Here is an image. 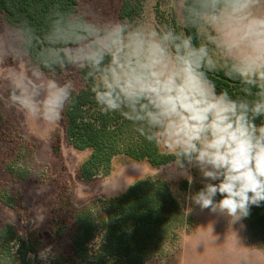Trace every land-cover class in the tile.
<instances>
[{"label":"clouds","instance_id":"clouds-1","mask_svg":"<svg viewBox=\"0 0 264 264\" xmlns=\"http://www.w3.org/2000/svg\"><path fill=\"white\" fill-rule=\"evenodd\" d=\"M189 13L194 26L214 33L215 47L231 60L225 78L247 86L243 98L217 91L206 44L194 46L167 25L68 19L53 26L42 64L87 69L101 111L119 112L149 142L167 141L172 171L190 185L191 170L200 174L203 186L188 200L236 223L264 203V0H195ZM10 51L0 36V62L15 60ZM0 79L9 106L30 119L59 121L73 101V82L46 78L42 68L17 66Z\"/></svg>","mask_w":264,"mask_h":264},{"label":"rangeland","instance_id":"rangeland-1","mask_svg":"<svg viewBox=\"0 0 264 264\" xmlns=\"http://www.w3.org/2000/svg\"><path fill=\"white\" fill-rule=\"evenodd\" d=\"M184 2L142 0L141 13L132 23L156 29L167 25L182 34ZM121 3L122 0H80L78 15L97 23L120 19ZM4 16L0 12V36L8 39L12 49L9 55L14 56L15 60L9 57L0 62V77L17 66L22 70H40L21 48L23 37L20 31L9 25ZM200 32L204 38L203 44L208 46L216 65L229 61L215 47L211 29L200 27ZM43 73L46 78L62 82L71 80L75 91L85 87L89 81L94 83L88 78L84 79L82 70L73 69L72 66L60 73ZM7 95V85L0 79V228L6 223L15 224L20 235L25 237L38 231L39 253L50 249L46 260L38 256L39 264H73L69 260L72 246L67 237L73 228V215L76 212L91 213L99 222L97 237L90 245V249L95 250L103 238L102 219L106 216L108 202L122 195L137 180L148 178L168 183L188 220L144 264H264V251L249 240L245 219L230 223L228 217L211 214L208 209L201 210L188 200L190 192L203 186L198 170H191L190 185L186 177L172 171V163L153 168L147 162H135L119 155L113 160L109 173L102 170L95 178L85 181L77 173L90 151L73 148L61 119L56 122L30 119L9 106ZM57 135L61 136L58 154L53 151ZM160 148L163 152H171L167 141L160 143ZM9 166L29 170L32 178L25 182L15 180L7 171ZM10 197H15L17 203L26 208L22 219L16 209L5 203ZM60 209L65 210L64 223L68 227L64 236L57 237L50 221ZM186 236L189 237L185 240ZM12 247L13 257L18 260L16 244L12 243Z\"/></svg>","mask_w":264,"mask_h":264},{"label":"trees","instance_id":"trees-1","mask_svg":"<svg viewBox=\"0 0 264 264\" xmlns=\"http://www.w3.org/2000/svg\"><path fill=\"white\" fill-rule=\"evenodd\" d=\"M141 1L122 0L119 18L134 21L141 13ZM194 2L185 0L183 3V33L179 30H175V33L190 36L194 46H199L203 44L204 38L200 26H194L195 22L189 13ZM79 5L80 0H0V12L5 14L9 25L20 31L23 37L21 48L32 62L47 73H60L71 65L43 67L42 64L48 59V36L53 26H59L62 21L85 18L78 15ZM230 63L231 60L216 65L215 71L209 72V76L215 81L217 91L227 89L233 98H243L241 89L247 86L239 79L231 81L224 76L225 66ZM86 72L87 69L82 70L84 79ZM92 86L93 83L89 81L85 87L74 91L73 101L65 107L61 119L73 148L90 151L77 173L80 179L89 181L102 170L109 173L113 160L119 155L135 162H147L153 168L173 162L171 152H163L160 143L145 139L137 131V126L119 112L101 111L91 92ZM260 122L257 120L258 124ZM60 149L61 136L57 135L53 151L58 154ZM7 171L21 182L32 178L30 171L20 166H9ZM17 202L15 197L5 201L9 207L17 210L22 219L26 208ZM66 205L69 208V204ZM64 214L65 210L60 209L50 221L57 237L67 232ZM92 216L84 211L73 215V228L67 237L72 246L69 260L73 264H144L188 220L168 183L150 178L137 180L122 195L108 202L106 216L102 219L103 238L95 250L90 249V245L97 237L100 224ZM245 225L249 240L264 251V203L251 208L250 215L245 218ZM39 235L38 231H34L25 237L20 235L15 224H4L0 228V264H39ZM12 243L16 244L18 260L13 257Z\"/></svg>","mask_w":264,"mask_h":264},{"label":"crops","instance_id":"crops-1","mask_svg":"<svg viewBox=\"0 0 264 264\" xmlns=\"http://www.w3.org/2000/svg\"><path fill=\"white\" fill-rule=\"evenodd\" d=\"M211 214H212V212H211ZM189 236H186V238H185V240L188 238ZM249 247V246H248ZM250 248V247H249Z\"/></svg>","mask_w":264,"mask_h":264}]
</instances>
